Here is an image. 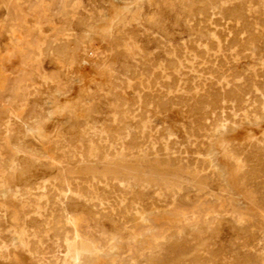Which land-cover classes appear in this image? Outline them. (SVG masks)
<instances>
[{"label":"rangeland","instance_id":"1","mask_svg":"<svg viewBox=\"0 0 264 264\" xmlns=\"http://www.w3.org/2000/svg\"><path fill=\"white\" fill-rule=\"evenodd\" d=\"M262 76L264 0H0V264H264Z\"/></svg>","mask_w":264,"mask_h":264},{"label":"bare ground","instance_id":"2","mask_svg":"<svg viewBox=\"0 0 264 264\" xmlns=\"http://www.w3.org/2000/svg\"><path fill=\"white\" fill-rule=\"evenodd\" d=\"M201 3H202V1H201ZM235 5V4H234ZM209 7V6H208ZM233 7V6H232ZM206 9V8H205ZM240 10H241V8H240ZM206 13V12H205ZM240 14V13H239ZM222 15H224V14H222ZM241 15V14H240ZM218 18V17H217ZM195 20V19H194ZM221 20V19H220ZM228 20V19H227ZM202 24V23H201ZM232 25V24H231ZM194 27V26H193ZM210 29V28H209ZM208 29V30H209ZM225 34V33H224ZM234 34H235V32H234ZM255 35V34H254ZM236 36V35H235ZM249 37V36H248ZM236 38V37H235ZM241 38V37H240ZM249 39V38H248ZM198 40V39H197ZM239 40V39H238ZM251 40V39H250ZM255 40H257V39H255ZM230 41H232V39L230 38ZM237 41V40H236ZM242 42V41H241ZM255 42V41H254ZM233 43L235 44V42L233 41ZM244 43V42H243ZM248 43V42H247ZM218 44V43H217ZM226 44H227V42H226ZM254 44V43H253ZM255 44H256V42H255ZM254 44V45H255ZM240 45V44H239ZM245 45V44H244ZM243 45V46H244ZM248 47V46H247ZM240 48V47H239ZM251 47H249V49H250ZM242 49V48H241ZM219 50V49H218ZM239 50V49H238ZM251 50V49H250ZM259 50V49H258ZM243 51V50H242ZM143 64V63H142ZM255 71V70H254ZM240 74V73H239ZM239 76V75H238ZM238 76L236 77V78H238ZM244 76V75H243ZM263 77V76H262ZM263 79H264V77H263ZM239 85V84H238ZM241 90V89H240ZM246 92V91H245ZM228 93V92H227ZM218 94V93H217ZM225 94V93H224ZM240 94H239V92H238V96H239ZM235 96V95H234ZM233 96V97H234ZM227 97H229V96H227ZM238 98V97H237ZM236 98V99H237ZM241 98V97H240ZM228 99V98H227ZM241 99H243V98H241ZM251 99H252V97H251ZM200 100V99H199ZM221 100V99H220ZM240 101V100H239ZM242 101V100H241ZM240 101V102H241ZM222 102V101H221ZM239 102V103H240ZM213 105V104H212ZM240 106H242V105H240ZM215 108H217V106L215 107ZM227 108V107H226ZM249 110V109H248ZM238 111V110H237ZM250 111V110H249ZM203 116V115H202ZM215 119V118H214ZM234 119V118H233ZM196 123V122H195ZM222 124V123H221ZM123 128V127H122ZM227 131V130H226ZM121 148V147H120ZM263 158V157H262ZM250 161V160H249ZM55 162V161H54ZM255 162V161H254ZM250 166V165H249ZM254 170V169H253ZM252 173V172H251ZM250 173V174H251ZM254 175V174H253ZM54 182H57L56 180H51V181H49V183L48 182H46V183H43L42 184V187L44 188V192H45V194L47 195V197H48V195L49 196H51V194L53 193V191L54 190H60L61 189V186L59 185V183H54ZM38 188H39V186H38ZM65 188V187H64ZM71 188V187H70ZM68 190H70L69 189V187H66L65 188V190L64 191H68ZM116 199V198H115ZM55 200V199H54ZM53 204V203H52ZM41 205V204H40ZM42 206V205H41ZM54 206V205H53ZM40 207V206H39ZM108 208V207H107ZM53 209V208H52ZM124 210V209H123ZM124 214H125V212H124ZM120 217V216H119ZM118 218V217H117ZM57 224H58V222H57ZM76 226L74 225V229L77 231V233H78V230H77V227L75 228ZM73 229V230H74ZM76 231H74V232H76ZM76 233V234H77ZM78 236V235H77ZM76 237V236H75ZM211 238V237H210ZM209 239V238H208ZM207 240V239H206ZM196 245V244H195ZM185 250V249H184ZM72 253V252H71ZM73 254V258L74 259H76L77 261H80L83 257H84V253H82V252H79V251H77L76 249H75V251L72 253ZM196 256V255H195ZM198 257V256H197ZM173 259V258H172ZM75 260V261H76ZM155 260V259H154ZM176 260H177V258H176ZM20 261V260H19ZM178 261V260H177Z\"/></svg>","mask_w":264,"mask_h":264}]
</instances>
